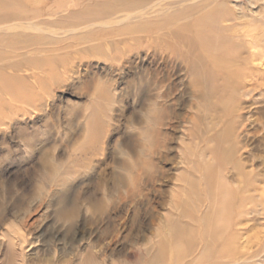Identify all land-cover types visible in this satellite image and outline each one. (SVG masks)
<instances>
[{
	"label": "rangeland",
	"instance_id": "1",
	"mask_svg": "<svg viewBox=\"0 0 264 264\" xmlns=\"http://www.w3.org/2000/svg\"><path fill=\"white\" fill-rule=\"evenodd\" d=\"M0 27V264H150L201 160L255 183L264 237V0H0Z\"/></svg>",
	"mask_w": 264,
	"mask_h": 264
},
{
	"label": "bare ground",
	"instance_id": "2",
	"mask_svg": "<svg viewBox=\"0 0 264 264\" xmlns=\"http://www.w3.org/2000/svg\"><path fill=\"white\" fill-rule=\"evenodd\" d=\"M222 20L232 21L226 15ZM263 54L261 51L260 55ZM250 55L252 58L260 56L256 51ZM191 59L195 61L198 57ZM189 70L193 74L195 67ZM206 150L208 147L203 148L201 155H205ZM227 152L231 157L234 154L232 147ZM193 162L194 173H188L189 176L183 179L184 184L178 185L169 202L167 226L159 225L167 229L169 235L158 230V240H148L140 258H149L150 264L163 261H168L166 264H264V237L257 240L249 238V229L244 226L248 205L255 201V195L251 194L255 183L246 180L242 187L234 189L226 182L225 175L208 173V167L213 168L212 163L204 165V160ZM240 163L238 160L234 169L246 175ZM200 165L206 168L204 175L200 174ZM91 260L88 253L83 264H90Z\"/></svg>",
	"mask_w": 264,
	"mask_h": 264
}]
</instances>
